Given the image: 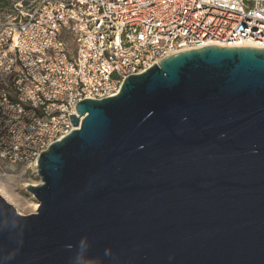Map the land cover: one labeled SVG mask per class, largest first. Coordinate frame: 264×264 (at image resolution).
I'll return each instance as SVG.
<instances>
[{
    "label": "water",
    "instance_id": "water-1",
    "mask_svg": "<svg viewBox=\"0 0 264 264\" xmlns=\"http://www.w3.org/2000/svg\"><path fill=\"white\" fill-rule=\"evenodd\" d=\"M75 111L35 213L0 195V264H264V49L169 55Z\"/></svg>",
    "mask_w": 264,
    "mask_h": 264
},
{
    "label": "built area",
    "instance_id": "built-area-1",
    "mask_svg": "<svg viewBox=\"0 0 264 264\" xmlns=\"http://www.w3.org/2000/svg\"><path fill=\"white\" fill-rule=\"evenodd\" d=\"M246 44L264 49V0H21L0 22V165L37 161L79 102L169 55Z\"/></svg>",
    "mask_w": 264,
    "mask_h": 264
},
{
    "label": "rangeland",
    "instance_id": "rangeland-1",
    "mask_svg": "<svg viewBox=\"0 0 264 264\" xmlns=\"http://www.w3.org/2000/svg\"><path fill=\"white\" fill-rule=\"evenodd\" d=\"M19 1L21 0H0V6H2L0 7V22L11 13L13 5ZM32 163L33 162H29L25 166L0 165V184L2 183L1 186H3L9 194L17 191L16 193L19 197L17 198V206L14 208L19 214L24 216L35 213L37 208L36 200L23 186L25 182L29 184L40 182V179L36 175V171L29 168ZM1 196L4 198L3 194H1ZM4 199L12 206L13 202H10V199Z\"/></svg>",
    "mask_w": 264,
    "mask_h": 264
},
{
    "label": "bare ground",
    "instance_id": "bare-ground-1",
    "mask_svg": "<svg viewBox=\"0 0 264 264\" xmlns=\"http://www.w3.org/2000/svg\"><path fill=\"white\" fill-rule=\"evenodd\" d=\"M243 47L256 48L255 46L250 45V44H246V45H244ZM32 162H33V163H32V165H31L29 168L35 170V168H37V161L34 160V161H32ZM1 184H2V183H1ZM1 184H0V191H1V192H4V193H1V192H0V195L3 194V195H4V198H6V199H7V198L10 199V200H11L10 202H13V203H12V207H16V206H17V198L19 197L18 194L16 193L17 191H16V192H11V193L9 194V193L4 189V187L1 186ZM5 185H6V184H5ZM39 185H40V182H39V183L33 182V183H31V184L25 182L23 186L26 188L27 186H33V187H36V186H39Z\"/></svg>",
    "mask_w": 264,
    "mask_h": 264
},
{
    "label": "trees",
    "instance_id": "trees-1",
    "mask_svg": "<svg viewBox=\"0 0 264 264\" xmlns=\"http://www.w3.org/2000/svg\"><path fill=\"white\" fill-rule=\"evenodd\" d=\"M2 1V0H1ZM0 7H2V6H0Z\"/></svg>",
    "mask_w": 264,
    "mask_h": 264
}]
</instances>
